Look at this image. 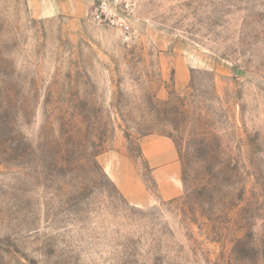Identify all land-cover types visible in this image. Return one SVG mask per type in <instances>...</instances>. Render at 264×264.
Masks as SVG:
<instances>
[{
    "label": "rangeland",
    "instance_id": "1",
    "mask_svg": "<svg viewBox=\"0 0 264 264\" xmlns=\"http://www.w3.org/2000/svg\"><path fill=\"white\" fill-rule=\"evenodd\" d=\"M0 264H264V0H0Z\"/></svg>",
    "mask_w": 264,
    "mask_h": 264
},
{
    "label": "crops",
    "instance_id": "2",
    "mask_svg": "<svg viewBox=\"0 0 264 264\" xmlns=\"http://www.w3.org/2000/svg\"><path fill=\"white\" fill-rule=\"evenodd\" d=\"M145 160L153 169L160 196L173 198L182 192V162L176 144L169 136L146 135L141 139Z\"/></svg>",
    "mask_w": 264,
    "mask_h": 264
},
{
    "label": "built area",
    "instance_id": "3",
    "mask_svg": "<svg viewBox=\"0 0 264 264\" xmlns=\"http://www.w3.org/2000/svg\"><path fill=\"white\" fill-rule=\"evenodd\" d=\"M94 15L97 20H107L113 24L116 23L121 26H125L126 29L129 28V25H125L124 22H120V19L114 17V12L110 9L105 1H102L100 4L95 6Z\"/></svg>",
    "mask_w": 264,
    "mask_h": 264
}]
</instances>
